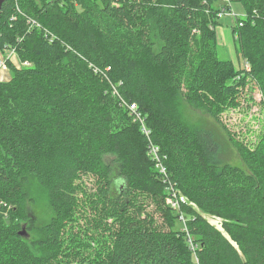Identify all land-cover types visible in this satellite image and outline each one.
<instances>
[{
    "label": "trees",
    "instance_id": "trees-1",
    "mask_svg": "<svg viewBox=\"0 0 264 264\" xmlns=\"http://www.w3.org/2000/svg\"><path fill=\"white\" fill-rule=\"evenodd\" d=\"M214 1H4L0 49L30 65L6 60L0 80V264H264V129L249 141L222 118L251 80L264 95V0H240L242 68L219 55ZM32 180L52 210L42 226ZM167 186L195 205L181 202L185 219Z\"/></svg>",
    "mask_w": 264,
    "mask_h": 264
},
{
    "label": "rangeland",
    "instance_id": "rangeland-1",
    "mask_svg": "<svg viewBox=\"0 0 264 264\" xmlns=\"http://www.w3.org/2000/svg\"><path fill=\"white\" fill-rule=\"evenodd\" d=\"M231 4L230 9L234 14H226L221 17V24L216 27V36L219 44V55L225 60H230L234 64H237V68L245 67V59H240L238 51V37L234 31L233 24L237 18H241L246 15V9L240 0H215L214 6L221 7L222 5ZM12 49L5 48L0 49V56L2 55L5 60H9L17 65H25V62L21 61L17 53H12ZM248 67V66H247ZM12 75V68L8 67V62L4 68L0 69V80L8 81ZM243 78V77H242ZM251 80L248 77L246 81ZM234 82V81H233ZM246 99L242 100L241 105H235L231 108H225L223 113V121L233 130L239 137H244L246 140L255 141L261 130L264 129V95L257 84L251 80L249 85L244 90ZM182 115L187 122L197 127L208 128L214 131L215 136L220 141V157L226 161H229L233 165H243L242 158L238 150L229 141L223 126L215 121V119L200 108H195L189 104L184 103L182 108ZM110 158V157H106ZM28 192L31 195V203L28 205V214H32L36 218L38 226L45 225L52 216V210L49 206L47 197L43 189L34 182L28 186ZM167 196V195H166ZM169 204V202L166 200ZM192 206L194 204L190 203ZM174 209V208H173ZM208 220L216 225V218L206 216ZM177 227L183 228V221L178 219L176 221ZM44 235L43 233L41 236Z\"/></svg>",
    "mask_w": 264,
    "mask_h": 264
},
{
    "label": "built area",
    "instance_id": "built-area-1",
    "mask_svg": "<svg viewBox=\"0 0 264 264\" xmlns=\"http://www.w3.org/2000/svg\"><path fill=\"white\" fill-rule=\"evenodd\" d=\"M232 7L231 4H227V5H222L220 8V12L218 13V16L224 17L226 16V14H234L233 10L230 9ZM241 25L243 24V22L240 23ZM12 53H16L14 49H12L11 51ZM6 60L4 59V57L1 55L0 56V69L4 68L6 66ZM30 62H25V66H29ZM130 109L134 112L137 113V106L135 103H132L130 105ZM139 115V114H138ZM142 130L149 135L150 134V130H148V128L145 127V125L142 123ZM151 152L153 153V155L155 157H153L154 159L157 158L158 159V146H156L155 144L153 146H151ZM162 167V171L164 172L166 169L161 165ZM167 201L169 202V204L175 208L176 210H179L181 212V202H188V199H186V197L180 192V190L178 188L172 187V186H167ZM174 194V196H173ZM177 197L178 200H175L174 198ZM182 217L184 218V214L181 212ZM215 218V217H212ZM185 219V218H184ZM217 219V223L219 225H216L213 220L211 221L212 224H215L217 227H219L220 229L222 228V220L221 218H216Z\"/></svg>",
    "mask_w": 264,
    "mask_h": 264
},
{
    "label": "water",
    "instance_id": "water-1",
    "mask_svg": "<svg viewBox=\"0 0 264 264\" xmlns=\"http://www.w3.org/2000/svg\"><path fill=\"white\" fill-rule=\"evenodd\" d=\"M4 1H5V0H0V10H1V8H2V5H3ZM23 234H25V232H23Z\"/></svg>",
    "mask_w": 264,
    "mask_h": 264
}]
</instances>
